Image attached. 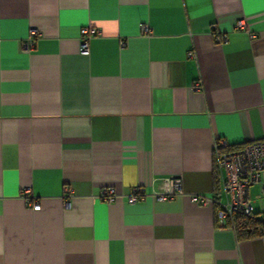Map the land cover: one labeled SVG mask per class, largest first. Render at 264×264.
Here are the masks:
<instances>
[{
  "label": "crops",
  "instance_id": "obj_1",
  "mask_svg": "<svg viewBox=\"0 0 264 264\" xmlns=\"http://www.w3.org/2000/svg\"><path fill=\"white\" fill-rule=\"evenodd\" d=\"M262 139L264 0H0V264H264L189 198L224 201L217 141Z\"/></svg>",
  "mask_w": 264,
  "mask_h": 264
},
{
  "label": "built area",
  "instance_id": "obj_2",
  "mask_svg": "<svg viewBox=\"0 0 264 264\" xmlns=\"http://www.w3.org/2000/svg\"><path fill=\"white\" fill-rule=\"evenodd\" d=\"M238 26H244L241 21ZM145 28V27H144ZM146 29V28H145ZM96 28L85 25L80 29L79 49L82 53L89 50V39L97 34ZM36 30L30 29L27 38L22 42V48L25 51L31 50L34 46ZM216 43L224 42V35L213 32ZM190 54V53H189ZM199 86L196 85L195 88ZM215 165L222 172L220 183V192L224 194V201L220 202L218 194L216 196H204L200 194H191L189 198L193 202L202 205H212L216 203L217 218L222 221L227 218L231 225L235 215L245 217H256L264 223V210L254 214L251 209V200L249 198V188L256 186L261 196H264V139L250 141L236 147H231L224 140H219L214 146ZM181 191V180L175 176L165 180L164 186L151 194L155 200H164L168 196H173ZM26 193L28 190L25 191ZM144 191L141 186H132L127 193L126 202L134 203L142 198ZM120 194L112 186H103L97 196L91 197L92 200H101L110 203L119 197ZM32 210H38L40 204L34 199L29 202Z\"/></svg>",
  "mask_w": 264,
  "mask_h": 264
},
{
  "label": "trees",
  "instance_id": "obj_3",
  "mask_svg": "<svg viewBox=\"0 0 264 264\" xmlns=\"http://www.w3.org/2000/svg\"><path fill=\"white\" fill-rule=\"evenodd\" d=\"M232 226L240 239L264 234V223L256 217L235 215Z\"/></svg>",
  "mask_w": 264,
  "mask_h": 264
}]
</instances>
